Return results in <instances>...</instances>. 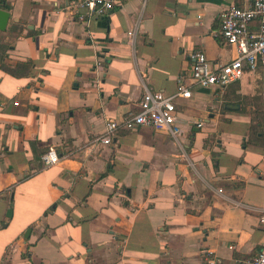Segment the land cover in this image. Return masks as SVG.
<instances>
[{
    "label": "crops",
    "instance_id": "obj_1",
    "mask_svg": "<svg viewBox=\"0 0 264 264\" xmlns=\"http://www.w3.org/2000/svg\"><path fill=\"white\" fill-rule=\"evenodd\" d=\"M73 1L0 0L9 13L0 30V264H203L207 254L233 264L256 255L264 67L223 91L192 87L175 104L176 140L142 127L90 147L107 120L136 111L144 86L173 93L192 52L213 66L234 58L219 14L248 1L114 0L109 14L86 21L72 16ZM48 148L60 160L44 168Z\"/></svg>",
    "mask_w": 264,
    "mask_h": 264
},
{
    "label": "built area",
    "instance_id": "obj_2",
    "mask_svg": "<svg viewBox=\"0 0 264 264\" xmlns=\"http://www.w3.org/2000/svg\"><path fill=\"white\" fill-rule=\"evenodd\" d=\"M247 7L229 6L219 14V35L225 46L234 47L236 56L223 65H211L204 52L195 51L189 56L190 75L179 76L173 93L153 91L146 86L137 103L135 112H128L121 120H107L105 133L96 138L90 147L112 143L117 133L138 128H150L172 139L182 134L176 110V102L191 97V88H218L223 91L229 84L243 78L247 72L264 67V0H247ZM114 0H75L69 8L78 21L106 16L113 9ZM255 28V29H253ZM136 29L126 33L127 43L135 50ZM101 63L97 62L100 67ZM197 126H201L198 124ZM60 160L54 148H48L40 156L44 168L55 165ZM218 192H222L221 189ZM259 214V222L264 224V208H254ZM203 264H219L207 254ZM233 264H264V248L253 257Z\"/></svg>",
    "mask_w": 264,
    "mask_h": 264
},
{
    "label": "water",
    "instance_id": "obj_3",
    "mask_svg": "<svg viewBox=\"0 0 264 264\" xmlns=\"http://www.w3.org/2000/svg\"><path fill=\"white\" fill-rule=\"evenodd\" d=\"M9 13L6 11L0 10V30H4L9 19ZM10 214V211L8 212Z\"/></svg>",
    "mask_w": 264,
    "mask_h": 264
},
{
    "label": "trees",
    "instance_id": "obj_4",
    "mask_svg": "<svg viewBox=\"0 0 264 264\" xmlns=\"http://www.w3.org/2000/svg\"><path fill=\"white\" fill-rule=\"evenodd\" d=\"M10 74L12 75H17V72L16 71H13V70H7Z\"/></svg>",
    "mask_w": 264,
    "mask_h": 264
}]
</instances>
